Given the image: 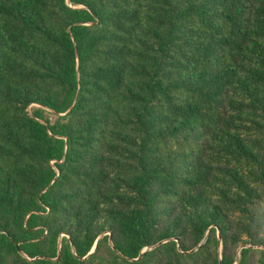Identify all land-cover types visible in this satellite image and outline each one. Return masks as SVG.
<instances>
[{"label":"trees","instance_id":"obj_1","mask_svg":"<svg viewBox=\"0 0 264 264\" xmlns=\"http://www.w3.org/2000/svg\"><path fill=\"white\" fill-rule=\"evenodd\" d=\"M0 264H264V0H0Z\"/></svg>","mask_w":264,"mask_h":264},{"label":"water","instance_id":"obj_2","mask_svg":"<svg viewBox=\"0 0 264 264\" xmlns=\"http://www.w3.org/2000/svg\"><path fill=\"white\" fill-rule=\"evenodd\" d=\"M92 250H93V248H92ZM92 250H91V251H92ZM91 251H90V252H91Z\"/></svg>","mask_w":264,"mask_h":264}]
</instances>
